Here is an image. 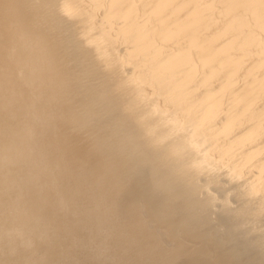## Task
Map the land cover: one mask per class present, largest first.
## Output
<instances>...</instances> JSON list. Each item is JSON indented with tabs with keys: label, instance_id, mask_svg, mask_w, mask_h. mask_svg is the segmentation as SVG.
<instances>
[{
	"label": "bare ground",
	"instance_id": "6f19581e",
	"mask_svg": "<svg viewBox=\"0 0 264 264\" xmlns=\"http://www.w3.org/2000/svg\"><path fill=\"white\" fill-rule=\"evenodd\" d=\"M0 264H264V0H0Z\"/></svg>",
	"mask_w": 264,
	"mask_h": 264
},
{
	"label": "water",
	"instance_id": "95a60500",
	"mask_svg": "<svg viewBox=\"0 0 264 264\" xmlns=\"http://www.w3.org/2000/svg\"><path fill=\"white\" fill-rule=\"evenodd\" d=\"M150 209V208H149Z\"/></svg>",
	"mask_w": 264,
	"mask_h": 264
}]
</instances>
